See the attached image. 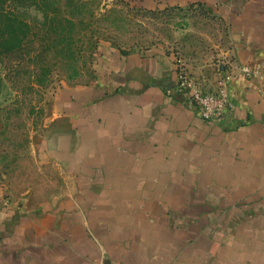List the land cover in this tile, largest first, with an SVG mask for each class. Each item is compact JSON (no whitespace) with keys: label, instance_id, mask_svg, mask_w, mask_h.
I'll return each mask as SVG.
<instances>
[{"label":"crops","instance_id":"obj_1","mask_svg":"<svg viewBox=\"0 0 264 264\" xmlns=\"http://www.w3.org/2000/svg\"><path fill=\"white\" fill-rule=\"evenodd\" d=\"M144 4L201 6L235 23L236 70L229 77L224 63L216 67L229 77L236 111L202 120L179 90L174 54L102 49L94 83L61 108L70 126L63 174L75 182L33 210L7 202L0 188V264H264V85L242 73L264 68V0ZM236 190L253 232L185 234L222 217H197L207 198L234 205ZM153 221L161 233L140 229Z\"/></svg>","mask_w":264,"mask_h":264},{"label":"rangeland","instance_id":"obj_2","mask_svg":"<svg viewBox=\"0 0 264 264\" xmlns=\"http://www.w3.org/2000/svg\"><path fill=\"white\" fill-rule=\"evenodd\" d=\"M2 16L20 20V28L9 35L11 27L1 21ZM229 22L201 6L163 9L144 0H0L3 199L33 210L68 193L75 178L64 175L62 157L70 147V126L61 108L68 95L94 83L102 49L132 53L161 48L177 56L183 73L210 89L211 79L217 83L222 79L216 67L219 61L225 76L236 70L235 23ZM230 194L234 205L216 195L214 200L205 197L208 205L198 211L184 209L190 216L197 211V217L222 214L204 232L192 226L185 234L253 232V223L242 221L238 203L242 192ZM185 195L189 200L190 192ZM151 223H140V229L162 232L158 223Z\"/></svg>","mask_w":264,"mask_h":264},{"label":"built area","instance_id":"obj_3","mask_svg":"<svg viewBox=\"0 0 264 264\" xmlns=\"http://www.w3.org/2000/svg\"><path fill=\"white\" fill-rule=\"evenodd\" d=\"M178 65L180 73L179 90L186 94L188 103L196 109L202 120L208 123H218L228 113L236 111L237 106L229 90V77H222L214 89H207L183 73V70L180 69V61ZM242 73L248 80L264 85V68L245 66L242 68Z\"/></svg>","mask_w":264,"mask_h":264},{"label":"trees","instance_id":"obj_4","mask_svg":"<svg viewBox=\"0 0 264 264\" xmlns=\"http://www.w3.org/2000/svg\"><path fill=\"white\" fill-rule=\"evenodd\" d=\"M29 1V0H28ZM1 21L3 22H5V24H6V26H8V27H11V28H9L10 29V33H9V35H11V33H12V30H15V29H19L20 28V26H21V21L20 20H16V19H14V18H11V16H9V17H7L6 18V16L5 17H3L2 16V18H1ZM8 36V35H7Z\"/></svg>","mask_w":264,"mask_h":264}]
</instances>
